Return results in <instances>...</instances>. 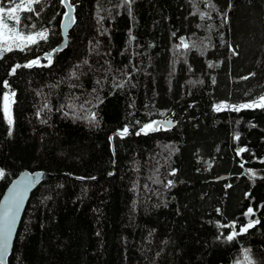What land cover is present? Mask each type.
Returning a JSON list of instances; mask_svg holds the SVG:
<instances>
[{
    "label": "trees",
    "instance_id": "16d2710c",
    "mask_svg": "<svg viewBox=\"0 0 264 264\" xmlns=\"http://www.w3.org/2000/svg\"><path fill=\"white\" fill-rule=\"evenodd\" d=\"M69 2L65 30L64 0L19 9L48 37L0 57V198L25 169L53 175L9 264H264V108L216 110L264 96V0Z\"/></svg>",
    "mask_w": 264,
    "mask_h": 264
},
{
    "label": "snow or ice",
    "instance_id": "6c2138e0",
    "mask_svg": "<svg viewBox=\"0 0 264 264\" xmlns=\"http://www.w3.org/2000/svg\"><path fill=\"white\" fill-rule=\"evenodd\" d=\"M40 0H27L26 4L21 2L17 3L15 7L10 8L7 10V16L8 19H11L15 22L14 27H9V24L5 22L3 14L5 13L6 9L4 7H0V57H2L6 52H11L14 49H18L20 51H24L26 47L32 44H36L38 40H46L48 37L47 30L45 31H40V32H35L31 34H25L21 29H20V20L21 17L19 15H13L14 13L17 12L18 9L20 8H25L27 11L32 12L34 11L32 5L39 3ZM126 2L130 3V0H126ZM66 16L68 15L67 13L65 14ZM181 44L187 48L188 45L184 43L183 40H181ZM46 58L48 59L49 64L51 63V53L46 54ZM39 65V60H32L29 63L23 65L25 68H31L33 66ZM21 65L17 64L13 69L12 73H15L17 68H20ZM5 87H7V82L5 81ZM15 93H12L11 96L14 97ZM4 106H3V111L5 114V117L8 121V123L11 125L12 124V118L10 114V100L11 97L9 94L5 93L4 97ZM223 107H231L235 111H239L242 108H254V107H261L264 108V96H261L258 101H254L252 103H246V104H241L239 106H229V105H217L216 110L219 111ZM93 119L95 118V114H93ZM153 123L145 124L140 131L147 134L149 131H155L158 130L157 128L154 127ZM128 133L127 127L123 129L119 135L123 136ZM139 134V133H137ZM243 151V149L241 150ZM254 175V174H253ZM0 176H3V171L0 170ZM38 178V177H37ZM26 181L28 183L32 182L31 177H27ZM170 183V182H169ZM23 199V189L19 190L16 192L15 196L13 197V205L15 206L16 209L19 208L20 203L22 202ZM248 215L253 214V209L249 208L247 211ZM15 215L16 213L13 211L12 207H9L7 211L5 212V215L3 217V227H0V255H2L3 251H6L7 249V239L11 235V230H12V225L15 222ZM253 226V222H249L247 226L243 227L241 229L242 232H246L248 228H251ZM237 233L233 232L231 235L227 237L228 240H233L235 235ZM2 264V262H0Z\"/></svg>",
    "mask_w": 264,
    "mask_h": 264
},
{
    "label": "water",
    "instance_id": "95a60500",
    "mask_svg": "<svg viewBox=\"0 0 264 264\" xmlns=\"http://www.w3.org/2000/svg\"><path fill=\"white\" fill-rule=\"evenodd\" d=\"M64 3L67 7V16H64V20L62 23L63 29H67L69 27L68 21L72 15V7L70 5L69 0H64ZM73 19V18H72ZM180 40H183L184 43L187 44L186 38H180ZM154 122V127L159 129L160 127L163 128H172L176 124L175 121L172 120V118H163V119H157ZM156 131V130H155ZM152 132V131H150ZM53 176L51 173L46 172L41 169L36 170H30L25 169L21 171L17 176H15L8 186L6 187L3 195L0 198V227H3V217L5 215V212L9 207L13 208V211L16 213L15 215V222L12 225L11 235L7 239V249L6 251L2 252V255H0V262L2 264H9V258L12 254L15 239L17 236V232L21 223V220L24 215L25 208L28 204V201L31 197L32 192L46 179ZM27 177L32 178V182L28 183L26 181ZM38 177V178H37ZM228 175H221L217 179H225ZM23 189V199L22 202L19 205V208L16 209L13 205V197L15 196L16 192ZM2 243V242H0Z\"/></svg>",
    "mask_w": 264,
    "mask_h": 264
},
{
    "label": "rangeland",
    "instance_id": "374dc122",
    "mask_svg": "<svg viewBox=\"0 0 264 264\" xmlns=\"http://www.w3.org/2000/svg\"><path fill=\"white\" fill-rule=\"evenodd\" d=\"M25 0H8L6 5L7 7H4L6 9L5 13L3 14L4 16V19H5V22L9 24V27H14L15 26V22L11 19H8V16H7V10L10 9V8H13L16 6L17 3H25L24 2ZM21 9V8H20ZM19 10V9H18ZM17 10V11H18ZM17 13V12H16ZM16 13H14L13 15H16ZM7 94H9V96L11 97V100H10V104H9V108H10V114H11V118H12V121H13V114H12V111H13V103H14V97L11 96V94L13 92L11 91H8L6 92ZM234 264H255V259L251 256V254L249 252H245L244 254H242Z\"/></svg>",
    "mask_w": 264,
    "mask_h": 264
}]
</instances>
